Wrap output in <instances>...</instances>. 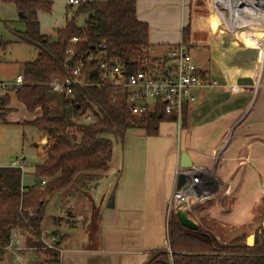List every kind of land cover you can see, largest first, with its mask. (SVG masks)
<instances>
[{"label":"crops","instance_id":"0c3cea01","mask_svg":"<svg viewBox=\"0 0 264 264\" xmlns=\"http://www.w3.org/2000/svg\"><path fill=\"white\" fill-rule=\"evenodd\" d=\"M214 2L136 0V16L148 25L149 57L168 62L170 51L183 41L189 44L201 77L216 81V85L194 88L197 101L185 110L181 129L177 122L162 121L155 135L130 129L121 142L113 141L109 169L96 182L90 199L81 205L91 207V223H86L87 218H80L78 224L76 213L70 224L57 223L52 216L60 211L56 201L60 193L52 196L46 204L41 227L57 230L56 245L60 251L35 249L37 240L23 232L21 243L26 249L20 253L24 264H143L151 251L168 249L167 206L176 185L175 168L183 150L193 165L205 169L212 165L211 171L225 190L218 193L215 202L210 201L201 208L205 222L202 228L219 237L224 233L223 226L237 228L252 222L253 210H260L264 204V69L255 74L253 66L245 62L247 49H239L237 44L262 46L264 39L241 36L236 31V27L251 22L253 15L231 12L250 11L247 8L220 11L212 26ZM231 2L227 0L226 6ZM66 7L67 4L62 23L53 29L64 25ZM229 33L234 36L233 40L227 39ZM234 86L237 91L231 90ZM6 94L8 112L4 122H9L8 114L16 109L11 99L16 97L13 91L0 92V97ZM19 103L27 117L18 123L25 125V121L39 115ZM246 108L245 130L232 134ZM46 142L41 133L38 143H34L40 159L34 164L33 172L44 156ZM220 149L222 154L216 158ZM11 157L8 155L7 160ZM5 162L0 166H9L10 162ZM27 165L26 161L23 171ZM33 179L31 185L35 183L34 176ZM4 255L15 264L14 254L5 251L1 257Z\"/></svg>","mask_w":264,"mask_h":264},{"label":"trees","instance_id":"16d2710c","mask_svg":"<svg viewBox=\"0 0 264 264\" xmlns=\"http://www.w3.org/2000/svg\"><path fill=\"white\" fill-rule=\"evenodd\" d=\"M0 2L11 3L21 12L18 21L23 23V29L10 31L16 41L31 46L36 53L35 58L22 63L23 83L14 94L29 112L40 110L39 115L25 123L36 127L47 139L44 156L33 172L44 184L23 186L22 170L0 166L1 257L5 253L3 246L16 227L35 237L42 232L45 207L52 196L72 184L87 187L96 183L108 171L114 140L121 142L130 129L155 135L160 122L173 121L174 117L164 114L159 106L151 112L133 114L121 87H76L69 95L56 94L50 88L53 80L70 75L69 49L75 59L104 44L107 55L118 57L129 73L153 68L158 63L148 55V25L136 16V0H81L74 16H67L66 7L65 23L54 28L53 35L41 31L38 18L41 11L50 12L51 0ZM79 16L84 18L83 25L77 23ZM72 37L78 40L71 42ZM90 68L95 77L98 63L92 62ZM7 103L8 95H2L0 122L5 121ZM186 109L183 108V116ZM87 114L91 115L89 122L85 119ZM253 235L251 246L246 244L244 233L227 242L221 236L218 240L211 231L185 227L171 212L168 249L151 251L143 264H264L263 223Z\"/></svg>","mask_w":264,"mask_h":264},{"label":"built area","instance_id":"2783aa9c","mask_svg":"<svg viewBox=\"0 0 264 264\" xmlns=\"http://www.w3.org/2000/svg\"><path fill=\"white\" fill-rule=\"evenodd\" d=\"M81 0H66L68 6L67 16L75 15L74 6H78ZM230 6H226L227 0H215L214 7L218 14L227 8L241 10L250 9L253 12L251 21H256L264 27V0L261 4H255L253 0H231ZM261 8V9H260ZM217 14V16H218ZM246 25V24H241ZM78 39L72 37L71 42ZM1 42V37H0ZM149 50V49H148ZM69 59L72 58V68L70 75L63 80H53L50 83L51 91L56 94L69 95L73 93L76 87L83 86H112L125 89L126 100L130 111L133 114H143L156 110L164 114L174 116L177 123L180 122L183 114V108L188 107L197 101L193 94L194 88H210L216 85V81H207L201 77L194 58L190 52L189 44L180 42L169 53L168 62H158L153 68L139 69L134 72L125 70L124 63L118 58L107 55L105 45L99 44L95 50L86 51L85 54H79L75 59L71 56L72 49L68 50ZM92 62L98 63V73L92 77L90 65ZM23 83L22 74L17 75L12 81L0 79V92H15ZM237 91V87L231 88ZM85 119L89 122L91 115L87 114ZM26 161L22 157L13 158L9 166L19 168L23 171ZM184 175V183L177 188L176 185L168 200L167 214L182 210L190 219L188 211L200 202L213 195L214 183L204 167L192 165L190 167L175 168V181L179 175ZM41 179L40 183L44 184ZM195 221L194 219H191ZM197 222V221H195ZM198 223V222H197ZM10 236L9 241L3 249L11 252L15 256L18 264H24L21 251L26 249L21 243L23 232L26 230L16 227ZM33 236V235H32ZM39 244L35 249H51L60 251L56 245L57 235L53 232L42 231L38 236H33Z\"/></svg>","mask_w":264,"mask_h":264},{"label":"rangeland","instance_id":"374dc122","mask_svg":"<svg viewBox=\"0 0 264 264\" xmlns=\"http://www.w3.org/2000/svg\"><path fill=\"white\" fill-rule=\"evenodd\" d=\"M253 1L255 2L256 5L262 3V0H253ZM0 5H1L0 6V11H1L0 37L2 39V43L0 45V60H1L0 78L14 79L15 76L21 74L22 63L24 61H29L35 58L36 53L31 46L25 44L24 42L16 41L14 35L10 31L11 28L23 29L24 27L23 23L21 21H18V16L14 5L11 3H1ZM65 5H66L65 0H53V5L50 12H43V11L40 12L39 14L40 27L43 32L49 35H53V26L60 25L63 21ZM75 8L76 6L73 7V9ZM211 13H212L211 23L213 26V24H215L214 21H216L217 19L218 10L216 13V8L213 6ZM231 13L254 15V13L251 10L231 12ZM77 23L79 25H83L84 18L82 16H79L77 19ZM217 23L218 20L216 22V25ZM236 29H237L236 31H238V33H240L241 36L247 35L248 37H254V39L256 40L264 39V27L259 25L256 21H251L246 25H240L236 27ZM230 33L232 34L233 32ZM230 33L229 35H227V39L233 40L234 36L231 35ZM51 37L54 38V36ZM237 46H238L237 48L239 49H247L245 52L246 53L245 62L246 63L248 62L249 65L253 66L252 70L253 72H255V74H257L258 69L259 72L260 70L263 71L264 47L262 48V46L258 44L247 45V46L237 44ZM261 58H263L262 62H260ZM11 104L15 105L13 107L16 109L12 110L8 114L9 122H4L0 125V163L1 162L4 163L5 161H6L5 163H9L12 157L13 158L18 156L25 157L28 165L23 171L22 182L24 186H30L34 182L32 176L33 166L40 159L35 144H37L38 140L41 138V132L32 125H26V124L24 125L22 123H18L17 121L24 119V117H27L24 115L25 109L14 97L11 99ZM36 112L37 114H39L40 110L37 109ZM182 116L180 122L178 123L180 124V129L183 127ZM246 117H247V108L238 118L240 122L237 120L238 123L234 126V129L231 131L232 134L233 132L234 134L235 133L237 134L238 132L245 130ZM173 121L176 122V120ZM180 137H181V131L180 134L178 135V140L180 139ZM222 149H220L219 154L215 155L216 158H218L222 154ZM8 155H12L9 161L7 160ZM211 166L209 167L207 166L208 169L206 168L205 170L210 175V178L213 181L212 183H214V187H212V189L214 190L213 195L210 196L208 199L204 200L203 202L195 204L191 208V210L188 211V214L190 215V217H192L191 219H194L195 221H198L200 223L199 225L200 228L204 227L202 224L205 223L201 218V208L210 201L215 202V200L219 197L218 194L219 192H225L224 188L220 186L219 180L216 178L217 176L211 171L212 169ZM95 185L96 183H90L89 185H87V187H85L80 183H77V184L69 185V187L61 191L60 195H57L58 196L57 198L55 197L56 201H58L57 205L60 206L58 207L60 211L57 212L58 215L52 216L54 217V220H56L57 223H60L61 221V223L70 224L71 222H73V217H74L73 213H76V215L78 216V220H77L78 224L80 223L79 220L80 218L84 220H86L87 218L88 220L86 223L88 224L91 223V219H90V216L92 214L91 207L86 206V208H84L82 206L83 207L82 209L81 205L90 199L92 190L93 189L95 190ZM49 211L53 212L51 207H49ZM79 211L80 212L83 211V214L82 212L80 213ZM253 211H254L253 212L254 219L252 220V222L244 226H238L237 228H234L231 227L230 225H227V226H223L222 228V226L220 225L222 230L224 231V233L220 235L221 238L227 242L230 241V239H232L237 234L244 233L247 236L249 234H253L255 230L264 221V204L260 210L256 209ZM68 217H70V219H68ZM65 218H67L66 221H64ZM217 227L218 229H221L219 228V226ZM42 231H49V232H53L54 234L55 232L57 233V230L52 231L49 227L44 228V230ZM25 233L29 234L27 231ZM220 236L217 237L218 240L220 239ZM21 256H23L22 253ZM8 262L9 264H11L9 258L6 255L0 258V264H7ZM14 263L18 264L17 262Z\"/></svg>","mask_w":264,"mask_h":264},{"label":"water","instance_id":"95a60500","mask_svg":"<svg viewBox=\"0 0 264 264\" xmlns=\"http://www.w3.org/2000/svg\"><path fill=\"white\" fill-rule=\"evenodd\" d=\"M18 15H21V12H18ZM72 63V58H70L67 62V64H71ZM179 165L181 167H190L192 166V160L190 159L188 153L183 150L180 153V158H179ZM41 178H36L35 179V183H40ZM185 181V177L184 175H179L177 177V181H176V187L179 188ZM175 215L178 219V221L183 224L185 227L190 228V229H199V224L193 220H191L182 210H176ZM263 225H264V221H263ZM254 242V235L253 234H249L246 237V244L251 246Z\"/></svg>","mask_w":264,"mask_h":264},{"label":"bare ground","instance_id":"6f19581e","mask_svg":"<svg viewBox=\"0 0 264 264\" xmlns=\"http://www.w3.org/2000/svg\"><path fill=\"white\" fill-rule=\"evenodd\" d=\"M260 45V44H259ZM264 47V45H262V48ZM264 50V49H263ZM262 57V56H261ZM259 58V57H258ZM261 60H263V58H261ZM259 72V69L257 70V73ZM261 72V70H260Z\"/></svg>","mask_w":264,"mask_h":264}]
</instances>
